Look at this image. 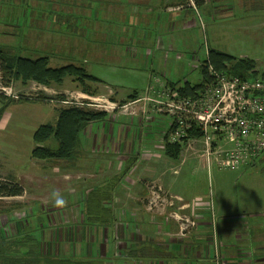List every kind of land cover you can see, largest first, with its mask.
<instances>
[{"label":"rangeland","instance_id":"obj_1","mask_svg":"<svg viewBox=\"0 0 264 264\" xmlns=\"http://www.w3.org/2000/svg\"><path fill=\"white\" fill-rule=\"evenodd\" d=\"M167 1H171L173 7L176 4L182 8L166 10ZM188 1L0 0V49L10 50L15 57L25 59L45 57L51 68L67 65L83 68L87 75L99 81L87 83L90 88L98 94L106 93L104 97L110 93L117 96L113 110L116 113L127 110L122 104L129 102L134 94L143 97L148 93L153 97L165 83L198 84L201 78L197 66L204 60L206 48L226 53L235 61L254 62L257 70H264V0H205L195 8ZM28 18L31 21H27ZM192 56L198 63L191 61ZM3 75L0 65V98H3L0 101V182L17 185L23 193L18 197H0V228L7 235L32 234L42 247L55 250L52 257L101 262L100 251L104 252L107 242L97 221L87 222L86 202L91 216L104 219L107 229L112 230L114 223L125 222L127 234L133 235L135 189L116 194L118 184L112 177L115 175L113 165L111 169H102L91 157L88 161L81 160L80 155L72 161L35 159L32 151L37 144L32 136L40 126L53 124L57 112L63 109L109 112L103 97L89 100L94 97L85 95L69 78L62 85L44 86L31 80L23 83L13 77L7 79ZM65 89L74 92L68 97L61 96ZM67 101L75 104H66ZM152 108L150 106L149 110ZM158 119L164 129L168 117L158 115ZM150 126L147 118L140 120V129ZM83 141L81 135L82 156ZM40 146L54 149L55 143L50 140ZM201 150L199 144L184 142L179 157L199 162L203 160ZM86 151L91 150L86 148ZM196 161L180 168L179 180L173 177L178 180L173 191L190 206L203 204L206 210L210 208L218 231L222 229L215 210L218 204L228 205L237 212L247 205L257 206L260 199L264 202V196L245 192L264 189V153L255 164L235 170L220 169L215 163L202 167ZM98 173H101L99 178L90 177ZM166 176V179L172 178V171ZM102 182L105 188H90ZM54 190L67 200L66 207L54 205L51 195ZM144 190L149 192L151 207L169 206L162 216L176 223L174 235L195 229L196 223L179 213L180 198L169 197L163 187L159 189L154 183L144 186ZM93 195L105 198L98 201ZM164 200L168 204L162 203ZM123 201L129 205L124 206ZM98 207L100 213L91 210ZM210 214L201 224L202 219L197 220L204 233L200 244L206 243V237L211 234V240L206 243L208 247L213 245ZM116 231H119L118 225ZM116 242L120 240L108 243L113 260L119 258Z\"/></svg>","mask_w":264,"mask_h":264},{"label":"crops","instance_id":"obj_2","mask_svg":"<svg viewBox=\"0 0 264 264\" xmlns=\"http://www.w3.org/2000/svg\"><path fill=\"white\" fill-rule=\"evenodd\" d=\"M167 2L166 10L177 11L182 8L181 5L175 4L173 7L170 5L171 1ZM28 35L25 36L28 37ZM146 97L147 95L139 97L134 94L129 102L124 104L127 110H119L114 114L107 112L103 121L90 124L82 135L85 149L82 150L83 156L80 154V159L88 161L91 157L94 163L100 164L102 169H111L113 165L115 175L112 177L117 179L118 184L116 194L128 193L130 189H135V234H127L125 222L114 223L112 230L102 227L107 244L105 253L100 251L99 258L103 264H215L213 248L206 245L208 240H211V234L206 237L208 238L206 243L200 244L203 242L204 233L201 232L202 228L197 223L199 219H202L199 224L207 220L209 211L203 204L190 206L183 202L181 195L173 191L174 185L179 180L180 168L196 160L190 157L189 159L179 157L177 161H173L165 157L163 135L169 121L163 129V122L158 119L160 114L155 113L153 108L149 110L152 105L144 100ZM114 98L118 99L113 95L112 100ZM145 118H147V124L151 126L146 130L140 129V120ZM159 125L161 126L158 128ZM86 148L91 151L87 152ZM199 162L202 167L207 166L205 160ZM171 171L172 178L166 179V174ZM100 174L90 177L99 178ZM174 176L178 180L174 179ZM149 183L157 184L159 189L163 187L171 198H180L182 204L179 213L186 214L185 217H189L196 223L195 229L184 235H174L173 231L177 229L176 223L162 216L169 206L166 205L162 209L160 204L151 207L149 192L147 195L144 190V186ZM101 186H104L103 182L90 188H101ZM245 192L248 195L264 196V189ZM164 202L167 203L166 200L162 203ZM258 202L257 206L247 205L237 212L228 205H217L215 210L219 215V226L222 227L218 231V239L222 243H220V253L223 264H264V202L261 199ZM122 204L127 207L129 202L123 201ZM181 206L185 207L181 208ZM151 208H154L152 213H150ZM156 211L160 213L156 214ZM131 222H133L132 219ZM117 225L119 233L116 231ZM205 225L210 226L207 223ZM61 233L64 234V231ZM106 233H110L111 238ZM189 237L191 241H188ZM56 238L57 236H54L53 239ZM116 239L120 240L116 242L119 246L116 255L119 258L113 260L110 257L111 250L108 243ZM95 240L96 237L93 242Z\"/></svg>","mask_w":264,"mask_h":264},{"label":"trees","instance_id":"obj_3","mask_svg":"<svg viewBox=\"0 0 264 264\" xmlns=\"http://www.w3.org/2000/svg\"><path fill=\"white\" fill-rule=\"evenodd\" d=\"M195 6H201L205 0H189ZM190 5V4H188ZM192 6V5H191ZM27 17L28 14H25ZM27 21H31V18ZM195 56H192L191 61H194ZM0 65L1 71L4 72V77L9 79H20L23 83L26 81H35L44 86L62 85L66 78L72 79L78 89L84 92L85 95L90 97H103L108 101L114 103L112 100V93L104 97V92L96 91L87 85V83L99 82L95 78L86 74L85 70L81 67L74 65H67L60 68L49 67V60L45 57L35 60L15 57L11 54V51H3L0 49ZM196 66H193L195 68ZM198 71L201 81L198 84H191L189 82H174L165 83L160 85V88L154 92V96L150 97L148 93L146 95L149 98H155L156 100L165 102L168 99L169 94L174 93L180 98H193L198 93L202 92L206 85L213 79L209 76V68H212L215 72L223 74L227 77H236L239 79L249 80H263L264 70L259 71L256 69V64L244 59L235 61L231 56L226 53L208 49L205 50L204 60L198 65ZM76 90V89H75ZM70 92V93H67ZM72 90H63L61 96L68 97V94H72ZM112 95V96H111ZM3 98H0L2 101ZM120 103V102H119ZM124 105V104H122ZM2 109H0V116ZM115 112H110L114 114ZM109 114V113H108ZM107 116V112H94L88 109H63L57 112V119L53 124H45L40 126L33 134L32 139L37 147L32 151V156L35 159L42 161H68L74 160L80 155L82 148L81 135L86 131L87 127L95 122L103 121ZM171 133V130H165L163 135L164 142V155L173 161H177L181 152V145L168 144L167 140ZM197 132L188 134V138L200 137ZM53 140L55 148L42 147L40 145L45 144ZM105 188V187H103ZM101 190V188H99ZM22 188L17 185H9L8 183L0 182V197H18L22 195ZM98 201L103 200L105 196L101 197L93 195ZM86 202L85 210H87L88 223L97 221L99 227H105L106 221L98 219L96 215H92L87 209ZM100 206V205H99ZM95 213H100L99 207L97 209H91ZM104 211H102L103 213ZM31 231V230H30ZM23 234V233H22ZM135 250V249H134ZM55 252L53 248L47 246L42 247L40 242L32 237V234L26 235H7L0 228V264H103L99 260L95 261H76L72 258H60L52 257L51 253ZM132 255V254H131Z\"/></svg>","mask_w":264,"mask_h":264},{"label":"built area","instance_id":"obj_4","mask_svg":"<svg viewBox=\"0 0 264 264\" xmlns=\"http://www.w3.org/2000/svg\"><path fill=\"white\" fill-rule=\"evenodd\" d=\"M209 76L213 80L193 98L171 93L165 102L148 96L144 100L152 104L155 113L168 117V144H199L200 157L208 167L211 163L220 169L247 167L264 152V81L227 77L212 68ZM101 99L107 105L105 109L113 112L114 103ZM192 132L200 137L188 138ZM208 211L210 214V208ZM210 218L214 263L223 264L213 213Z\"/></svg>","mask_w":264,"mask_h":264},{"label":"clouds","instance_id":"obj_5","mask_svg":"<svg viewBox=\"0 0 264 264\" xmlns=\"http://www.w3.org/2000/svg\"><path fill=\"white\" fill-rule=\"evenodd\" d=\"M52 200L56 207L58 208H64L67 206V200L64 199V197L56 190L52 192Z\"/></svg>","mask_w":264,"mask_h":264}]
</instances>
